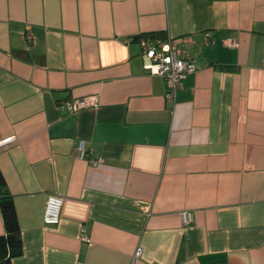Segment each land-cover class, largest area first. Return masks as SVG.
<instances>
[{
    "label": "crops",
    "instance_id": "0c3cea01",
    "mask_svg": "<svg viewBox=\"0 0 264 264\" xmlns=\"http://www.w3.org/2000/svg\"><path fill=\"white\" fill-rule=\"evenodd\" d=\"M145 33L197 66L174 99L144 68ZM0 170L12 264H264V0H0Z\"/></svg>",
    "mask_w": 264,
    "mask_h": 264
},
{
    "label": "built area",
    "instance_id": "2783aa9c",
    "mask_svg": "<svg viewBox=\"0 0 264 264\" xmlns=\"http://www.w3.org/2000/svg\"><path fill=\"white\" fill-rule=\"evenodd\" d=\"M27 39L31 36L26 34ZM212 40L211 31L207 30L203 33L202 44L208 45ZM143 55L145 57L144 68L151 75H158L165 79L167 84L166 96L170 99H174L178 84L182 79L191 72L196 71L197 66L193 60V57L180 50L177 47L176 41L170 38H150L143 37L140 39ZM224 43L229 47H234L236 41L227 37ZM71 111H77L84 107H96L98 105L94 97H82L76 98L62 103ZM76 155L79 158H85L91 166H96L102 163L99 158H92L88 155L86 148V141L80 139L76 145ZM63 206V197L56 194H49L45 200L43 209V222L46 225H56L60 222L61 209ZM183 223H189L191 221V214L188 212L182 213ZM79 238L87 243L91 242V239L84 235L82 232ZM141 255V248H137L134 257ZM216 264H228V263H216Z\"/></svg>",
    "mask_w": 264,
    "mask_h": 264
},
{
    "label": "trees",
    "instance_id": "16d2710c",
    "mask_svg": "<svg viewBox=\"0 0 264 264\" xmlns=\"http://www.w3.org/2000/svg\"><path fill=\"white\" fill-rule=\"evenodd\" d=\"M143 37L164 39L159 33H145ZM0 214L4 233L0 235V264H12L13 258L22 254V241L14 198L0 170Z\"/></svg>",
    "mask_w": 264,
    "mask_h": 264
}]
</instances>
